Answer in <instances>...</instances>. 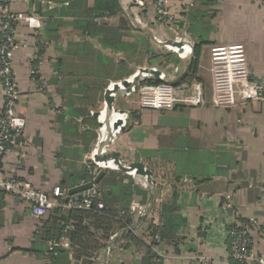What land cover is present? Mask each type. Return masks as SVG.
I'll list each match as a JSON object with an SVG mask.
<instances>
[{"label":"crops","instance_id":"crops-1","mask_svg":"<svg viewBox=\"0 0 264 264\" xmlns=\"http://www.w3.org/2000/svg\"><path fill=\"white\" fill-rule=\"evenodd\" d=\"M117 1L120 11L114 15L99 17V23L95 22L97 18H93L94 22L97 25L116 27L120 19L125 21L127 19L129 25L127 29L122 30L124 40L129 42L142 40L143 38L138 35L141 34L144 38L147 37L149 45L150 41L156 43L151 37L155 34L148 31L150 24L142 27L133 19L134 11H141L143 18L151 16V0L146 1L143 9L133 6L127 0ZM188 1L170 0L173 9H180L182 6L184 8ZM64 2H67V5ZM94 2L95 0H19L16 2L14 11L17 15L25 17L35 13L40 21V26L37 28L24 25L22 20L18 21L16 28L19 30L16 39L18 46L13 53L12 62L19 92H21L16 105V114L23 122V131L30 139V146L27 155L22 159L13 152L8 153L5 168L0 173L1 177L13 173L31 180L34 186L50 193L53 187H59V182L64 176L63 172L69 167L67 164L61 166L59 164L68 161L72 164L77 162L76 152L82 155L79 162L83 165L87 164L84 161L87 152L83 153L81 146L69 143L74 141L72 135L63 136L57 130L58 116L61 111L68 109L69 98L74 96L70 89H74L76 85L74 83L55 85L52 79L58 72L64 77L69 74L89 72L93 65L89 53L93 49H98L104 55L117 60L123 58L121 51L113 52L109 48H102L99 44L100 35L92 36L81 31L80 24L90 18V9ZM51 3H58V5L53 6ZM208 9L212 13L207 30L210 44L202 46L199 64L203 61L206 46L241 43L245 47L249 70L264 86V0H215L208 5ZM183 16L185 18V14ZM184 20L181 27L183 25L188 34V23ZM153 25L154 30L158 31L157 25ZM59 61H61L60 65ZM134 66L135 63L131 62L130 67ZM32 71L40 72V76L45 78L48 93L36 92L29 95L34 84L31 81ZM39 81L38 78L37 82ZM101 102L102 99L98 101L99 105ZM239 103L247 104L250 111L263 113L244 115L243 119L247 124L244 123L241 127L233 123L237 116L219 119V121L227 120L231 123L227 129L224 128V131H228L239 145L234 146L236 143L233 140L227 144L223 142L224 137L221 138L223 136L221 132L214 131L215 135H212L211 139L208 133L204 134V131L198 127L200 124L198 122L194 129L189 126L190 124L174 122L175 116L170 111L163 115L150 110L140 113L139 120L132 128L123 130L114 141L112 149L126 163L138 161L145 165L152 158L164 160L162 182L155 181L154 185H142L148 191L147 202L151 193H155V189L156 194L149 208L150 211L148 210L146 214L134 211L135 222L142 215L144 217L141 223L148 214L153 216V222L155 220L160 222V203L163 197L174 186L178 191L177 212L185 218L186 224L178 231L181 240L178 239L177 244L158 245L155 242L156 244L152 246L157 264H229L225 257L227 249L224 232L231 222L241 219L247 221L251 229L253 252L259 256L264 254V238L259 231L260 226L264 224V101L251 100ZM1 106L0 95V108ZM97 111L104 112L100 109ZM196 113L200 114V110L198 109ZM199 118L200 116L196 120L198 121ZM66 119L70 120V116L66 115L64 120ZM82 119L83 116H79L71 120L76 125ZM202 119L201 116L200 120ZM96 120L99 127L100 121L97 118ZM211 120V124H214L215 121ZM78 126L80 129L83 127L82 124ZM187 129H192V134L199 140V146L202 147L200 153H204L205 150L212 155L211 161L204 163L198 155L200 161L196 166L197 180H192L189 174H183L180 180L174 183L175 164L168 150L179 143H176L175 136L183 135ZM96 133L97 137L91 149L98 138L97 129ZM63 137L67 139L68 144L63 141ZM162 152H168L167 159L161 158ZM70 188L61 189V191L66 194ZM4 199L5 208L0 214V264L49 263L43 257L44 243L39 239L38 228L41 219L31 216L27 206L11 201L9 195H5ZM134 203L141 204L135 198L131 206ZM140 223L131 232L136 231L141 234L143 230L142 227L139 228ZM143 235L149 242L150 238ZM110 241L111 239L99 251L98 264H109L113 258L117 243L111 246ZM59 243V246L67 250L71 246L66 238H62ZM156 245L158 252L154 250ZM143 253V248L135 256L125 252L123 255L118 254L119 257L116 255L114 261L117 262L120 257H123L124 264H141ZM192 254L206 257L207 260L196 261L190 257Z\"/></svg>","mask_w":264,"mask_h":264},{"label":"trees","instance_id":"trees-1","mask_svg":"<svg viewBox=\"0 0 264 264\" xmlns=\"http://www.w3.org/2000/svg\"><path fill=\"white\" fill-rule=\"evenodd\" d=\"M214 1L191 0V5L187 13H185L184 21L188 23V43L190 50L193 52V59L190 73L179 84L196 77L202 46L210 44L207 30L212 13L208 9V5ZM118 11H120V5L117 0H95L93 7L90 9V18L85 23H81L80 28L81 31H85L92 36L100 35V46L102 48H109L113 52L121 51L123 58L117 60L114 57L104 55L98 49H93L89 53L93 64L89 72L74 75L69 74L65 77L58 72L54 79H52V83L55 85L60 83L61 85L66 83H74L76 85L74 89H70L74 93V96L69 98L70 101L67 103L68 109L61 111L58 116L57 130L63 136L72 135L74 141H70L69 143L74 146H81L82 151H80L83 153L90 151L97 137L96 129L98 128V122L93 114H90L89 110L97 111L98 101L102 99L103 91L110 81H120L132 74L133 68L130 67L131 62L140 64V56L142 55L138 53L137 55L136 51L143 49L146 54H150V57H152L151 54L156 53L166 59L171 58L168 51L152 49L148 43V39L144 38L132 42L124 40L123 31L129 25L127 19L126 21L120 19L116 27L104 24L97 25L94 22L93 18L114 15ZM153 24V22H150L148 31L154 35V31L156 30H154L155 26ZM10 25L13 28H17L18 21L12 19ZM167 35L170 36V33ZM2 42L1 38L0 45ZM178 61V59H175V62L178 63ZM60 63L61 61H59V65ZM158 65L163 67L162 63ZM34 79L37 80V77L34 76ZM147 82L160 83L159 81L149 80ZM2 107L3 101L0 113L3 110ZM66 115L70 116V120H64ZM79 116H83V119L80 123L73 124L71 119ZM139 116V112L136 110L129 111L124 131L130 130L135 122L139 120ZM79 124L83 125L81 129L78 126ZM175 138L176 143H179L173 146V149L168 150V152H171L175 164L173 181L177 183L183 174L191 175L192 180L196 181V166L200 161L198 155L204 163L210 162L212 155L205 150L204 153H200L202 147L199 146V140L196 136L192 134V129H187L183 135L177 134ZM63 141L68 144L67 139H64V137ZM168 152L160 153L161 158L167 159ZM59 156L62 158L60 153ZM81 159L82 155L76 152L75 160L77 162L72 164L68 161L59 164L60 166L62 164L69 165L63 172L64 176L59 182L60 189L65 190V188L76 186L80 182L81 184L92 182V172L96 171V169L93 165L81 164L79 162ZM9 175L11 174H6L5 176ZM12 175L16 174L12 173ZM95 184L100 198H94L89 209H68L63 206H56L57 211L51 209L45 216L46 218L41 219L40 227L38 228L40 230L39 239L44 243L43 257L49 262L47 264H98L99 251L105 247L110 237L116 233H121L134 224L135 214H132L130 211L132 200L135 198L141 204L147 202V188L135 182L130 175L123 171L108 170L100 181ZM0 195L4 198L7 194L1 192ZM47 196L51 201L60 202V198L55 197L52 191L47 193ZM178 197V191L174 186L163 197L160 203L159 220L161 225L155 226L153 224V216L148 214L139 225V228L142 227L143 230L141 234H138L136 231H129L122 236L109 264H124L125 258L123 257H120L117 262L114 261L117 254L123 255L127 252L128 255L135 256L141 248L144 249L140 261L141 264H157L155 261L156 255L151 249L156 244L154 235L158 234L161 243L164 245H174L177 244L178 239L181 240L178 231L186 224V220L177 212L179 209ZM98 203L102 204V208L97 207ZM240 221L248 223L244 219ZM67 227L69 228L66 229ZM260 228H264V224ZM143 234L150 238L149 242L144 239ZM62 238L69 240L71 246L68 250L59 246ZM50 241L55 242L51 250L48 249ZM225 242L227 243L228 240L226 239ZM228 263L240 264L232 258H228Z\"/></svg>","mask_w":264,"mask_h":264},{"label":"built area","instance_id":"built-area-1","mask_svg":"<svg viewBox=\"0 0 264 264\" xmlns=\"http://www.w3.org/2000/svg\"><path fill=\"white\" fill-rule=\"evenodd\" d=\"M132 3L133 6L143 9L146 6L147 0H127ZM16 0H0L2 7V14L0 16V41L2 38V44L0 45V83L2 84L3 92V110L0 113V173L3 168H5L7 155L10 152H13L18 156V158H25L30 146V139L26 137L23 131V122L19 120L16 114V105H17V86L15 85L16 80L13 74L12 68V51L16 45H14V28L10 25V21L17 20V17L14 13H11V5L15 3ZM67 5V2H64ZM53 6H57L58 3H51ZM191 5V0L186 3L185 7L183 6L180 9H173L171 7L170 0H151V16H146L143 18L141 16V11L133 12L134 22L142 27L148 26L150 22H153L159 28L158 31L161 32L160 35L165 37V43L172 52H174L180 58L189 57L190 47H189V37L184 29L183 25L181 27V22H183L184 14L187 13L189 6ZM27 25L32 28H37L40 26V21L37 16H25ZM96 23H99L100 20L95 19ZM35 24L34 26L32 24ZM170 33V36L167 34ZM153 39L156 43L161 42L157 40L159 38L153 36ZM168 41L178 42V46H172ZM209 55H210V89L212 95L210 100L214 106H224V105H234L237 102H246L251 100L264 101V86L260 81L252 79L249 76V71L247 67L246 52L245 47L241 43H232L224 45H211L209 46ZM155 70V68H152ZM157 70V69H156ZM159 71V77L165 80L161 70ZM138 72V70L136 71ZM135 72V73H136ZM134 73V74H135ZM134 74H131L132 77ZM34 79V76L32 78ZM121 81H110L106 88L103 91V94L106 89L110 91L111 88H114L116 83ZM166 81V80H165ZM190 85V86H189ZM189 86V87H188ZM134 91V86L124 95H130ZM111 92V91H110ZM112 93V92H111ZM113 102L111 103L109 114L107 115V120L105 124L109 125V118L112 113H118L120 119L114 121L113 125L109 127V140L104 141L101 146V149L98 151L96 145L92 148L91 155L93 158V164L87 163V165H93L96 171L93 173V179L100 169L103 170H119V165L122 163H115L113 159H108L106 162H99L95 160V155L98 153H106V148L109 145L113 144L118 136L122 132V127H125L128 120V113L126 110L117 109L114 106V99L118 95L116 92L113 94ZM123 95V94H121ZM140 102L141 106L152 107L157 110L162 109H171L173 102H175L177 96H182L183 101L191 105H203L205 104L203 85L200 82H186L181 83L180 85L171 86L168 83L160 82L149 83L147 81L143 82V87L140 91ZM103 97V96H102ZM166 104V107L163 105ZM106 107L104 98L102 99V110ZM160 108V109H159ZM96 112V111H95ZM91 110V114L95 113ZM100 121V115L96 116ZM100 126L97 129L98 138L100 135V129L102 127V122L100 121ZM118 123V124H117ZM117 124V125H116ZM116 125V126H114ZM111 163L113 167H108L106 164ZM125 165V164H123ZM128 165V163H127ZM126 166V165H125ZM132 179L135 182H138L141 179L144 184L153 185L151 179L147 176L140 175L136 170L128 172ZM142 176V177H141ZM92 179V181H93ZM91 182V181H90ZM5 192L11 197V201L22 203L27 206L31 216L42 219L48 212L56 206H63L68 209H89L92 205L94 198H100L96 184L84 191L77 192L68 196L65 204L61 202L57 203L51 201L47 193L32 184V181L29 179H24L16 175L9 176H0V193ZM67 192V191H66ZM52 194L57 198H63L65 193L61 191L58 186L53 187ZM5 199L0 195V214L5 208ZM98 208H102V204H97ZM145 205L134 203L131 206V213L134 214V211L140 213L144 212ZM155 220V219H154ZM155 226H160L161 222L156 220L153 222ZM67 227L66 229H68ZM128 228H131L129 226ZM260 235L264 238V228H260ZM250 227L247 223L241 221H233L227 227L224 238L228 242H225L226 246V258H232L233 260L239 262L240 264H246L249 262H254L257 264H264V254L259 256L255 254L252 250V239L250 233ZM119 233H116L110 237L112 240ZM154 240L158 245H161V241L158 234L154 235ZM120 242V241H119ZM116 245H118V243ZM55 245V242L50 241L48 243V249H52ZM158 252L157 245L154 248ZM162 255V254H159ZM196 261H205L206 257H202L196 254L190 256Z\"/></svg>","mask_w":264,"mask_h":264},{"label":"rangeland","instance_id":"rangeland-1","mask_svg":"<svg viewBox=\"0 0 264 264\" xmlns=\"http://www.w3.org/2000/svg\"><path fill=\"white\" fill-rule=\"evenodd\" d=\"M18 1L19 0H16V2H18ZM16 2L11 5V9H10L11 13H14V15L17 17L16 21L22 20V23H24V25L28 24L25 21V18H27V17H23L22 15L21 16L17 15V13L14 11V7H15ZM1 14H2V7H1V3H0V16H1ZM26 16L34 17L36 15H35V13H33V15L29 14V15H26ZM32 25L34 26L35 24L33 23ZM152 29H153V26H152ZM14 30L15 31H13L14 32L13 42H14V45H16V46L14 47V49H13V51L11 53L12 62H13V58H14L13 53H14V51L16 50V48L18 46V43H17L16 39H17L18 31H19L18 29L16 30V28H14ZM0 31H1V28H0ZM156 32L157 33H159V32L158 31H154L156 37L159 38L157 40H161V42L153 43L152 41H150L151 42L150 43L151 48L152 49H156L157 51L158 50L159 51H168L170 53L171 58L170 59H166V58H164V57H162V56H160V55H158L156 53L151 54L152 57H150L149 53L146 54L143 51V49H138L136 51V54L138 53V54L142 55V56H140V61L141 62H140V64H135V66L132 69L133 70L132 74H134L137 70L142 69V68H155V70L156 69L157 70H161V72L163 73L164 78H165L166 81H172L173 79H175L179 75L180 72H182L184 70L187 60H186V58L178 57L174 52H172L170 50V48L167 47V45L165 43H162V42L165 41L166 38L163 37L162 35L157 34ZM160 34H161V32H160ZM138 35H140L144 39V37L141 34H138ZM142 38H140V39H142ZM216 45H218V44H216ZM219 45H224V44H219ZM153 56H155V57H153ZM203 56H204L203 59H202L203 61H201L200 64H199V66L200 65L201 66L198 67V69H197L198 71L196 72V77L192 76L193 78H191L189 81H185L183 83H186V82H191L192 83L194 81L200 82L203 85V93H204L205 104L196 105V106L195 105H191V104L186 103V102L183 101L182 98H184V97L177 96L175 102H173V104H172V108L169 109V110L168 109L157 110L156 108H152V107L150 108V107L141 106L140 91H141V89L143 87V82L144 81H148V79H147V80L141 81L138 84L134 85V91L130 95L129 94L128 95L118 94L115 97V99H114V106L117 109L126 110L127 113L129 111H131V110H136L140 114V113L144 112L145 110H150V111H155L157 113H163V115H164L165 113L170 111V112H172L174 114L175 117L173 119L175 120L174 122H176V123L183 122V123H186V125L190 124L189 126L193 127L195 129L196 126H197L196 124L198 122V123H200V124H198V127H200L202 129V131H204V134L208 133L210 138H211L212 135L213 136L215 135V132H221V134H223V136H221V138L224 137L223 138V142H226V144H227V142L233 140L234 143H236V139L232 138V135L228 134L229 133L228 131H224V128L227 129L228 125L231 124V123L228 122L227 120H224V119H223L224 121H222V120L219 121V119H221L222 117H227V116H237L236 118H234L233 123L239 124L240 127H241V126L244 125V123L247 124V122H245L244 119H243L244 115H246L248 113L249 114H259V113L263 114V113H262V111L261 112L250 111L247 108V104H242V103H239V102H237L234 105L214 106L212 104L211 100L209 99L210 96L212 95V91L210 89V83H209V81H210V73H211L210 72L209 46H206L204 48ZM175 59L179 60L178 63L175 62ZM246 60H247V67H248L249 61H248L247 57H246ZM159 63H162L163 67H160L158 65ZM12 68H13V65H12ZM189 71H188L187 75L190 73ZM248 71H249V76L252 79H255V80L259 81L258 79H256L254 77V74L249 70V67H248ZM12 72H13V74L15 76L14 71H12ZM40 75H41L40 72L32 71V76H36L37 79L38 78L40 79V81L37 82V80H31L34 84L32 85L33 90H31V91L29 90L30 91L29 95L33 94V93H36V92H44V93H46L48 91V90H46V87H45V78L43 76H40ZM62 76L64 77V75H62ZM127 78H124V79H127ZM15 80H16V77H15ZM149 81H154V80L149 79ZM15 85L17 86L16 89H17V101H18L19 98H20L21 92H19V84L17 83V81H16ZM177 86H178V84H177ZM44 87H45V89H44ZM0 95H1V98H2V101H3V92H2V84L1 83H0ZM102 99H103V97H102ZM242 102L244 103V101H242ZM101 107H102V102L100 103V105L98 103V110L99 109L101 110ZM163 107H166V104H164ZM179 108H181V109H179ZM198 109L200 110V114L198 113L199 115L196 113V111ZM173 111H176V112H173ZM89 112L91 114V110H89ZM199 116H200V118L197 121L196 119ZM201 116L203 117L202 120H200ZM210 118L213 119V121H215L214 124H211L212 120ZM117 137L118 136H116L115 138H117ZM215 142H217V141H215ZM113 145H114V143L109 145V147L106 148V151L107 150L108 151L109 150H113L112 149ZM235 145H239V144L236 143V144H234V146ZM91 151H92V149H90V151L87 152L85 157H84V161L86 163H88V164L89 163H92V164L94 163L92 161L93 158H92V155H91ZM113 151H115V150H113ZM117 155H118V153H117ZM163 161L164 160H162V159L152 158L148 163L145 164V167L151 171V176H150L149 179H151V182L153 183V185L156 184V182H158V183L162 182L161 177H162V179L164 177V165H162ZM118 162L122 163L121 165H123V164L127 165L126 161H123V159H121L120 155H118ZM225 231H226V229H225ZM224 234H225V232H224Z\"/></svg>","mask_w":264,"mask_h":264},{"label":"water","instance_id":"water-1","mask_svg":"<svg viewBox=\"0 0 264 264\" xmlns=\"http://www.w3.org/2000/svg\"><path fill=\"white\" fill-rule=\"evenodd\" d=\"M151 37L153 38V36H151ZM168 42L172 46H178L179 45V43L175 42V41H168ZM192 59H193V52H192V50H190V54H189V57L187 59L186 66H185L184 70L182 72H180L179 75L175 79H173L172 81H165V80L161 79L159 77V71L158 70H153L152 68H142V69H139L138 72H136L132 77H130L131 80L127 78V79H124V80L121 81V84L123 85V87L125 89L124 91L121 90V86H120L119 82L114 85V90H115V92L117 94H123L124 95L125 92H127V91H129L131 89L132 86L138 84L141 81L147 80V79L148 80L152 79L154 81H159V82H165V83H168L171 86H176L177 84H179L185 78V76L187 75L188 71L190 70L191 65H192ZM103 98H104L105 103H106V107L104 109V113H105V116H107L109 114V111H110L111 103L113 102V95L108 89H106L104 94H103ZM99 115H100L99 111H96L94 113L95 117L99 116ZM116 125H114V126H116ZM124 128L125 127H122L121 130L123 131ZM109 134L110 133H108V135ZM108 140H109V137H108ZM95 145H96V148H98L97 150L99 151L103 144L98 139L96 141ZM108 159H113V161L115 163H118L117 152H115L113 150H109L108 152H106L104 154L103 153H98L97 155H95V160H97L99 162H106ZM119 169H120V171H123L125 173H128V172H130L132 170H136L137 173H139L141 175H144V176H147V178H150V176H151V171L145 167L143 162H138V161L137 162H130L126 166L125 165H119ZM105 172H106V170L100 169L98 171V173L96 174V176L94 177L92 182H87V183H84V184H79V185H76L74 187H71L66 192L65 196L60 199V202L62 204H65L69 195L77 193V192L84 191V190L90 188L93 183H98L100 181V179L103 177V175L105 174ZM138 180H140L139 181L140 185L144 184L141 179H138ZM151 194L152 195L150 196L148 202L146 203V205L144 207V214H146L148 212L149 208L152 205V202L154 201L155 193L152 192ZM53 210L56 211L57 207H54ZM143 217L144 216H142V215L140 217H138V219L136 220L135 224L131 228L125 229L124 231L119 233L116 237H114L110 241V245L112 246V245L116 244L118 241L121 240L122 236L125 233H127L129 231H132L134 228H136Z\"/></svg>","mask_w":264,"mask_h":264},{"label":"bare ground","instance_id":"bare-ground-1","mask_svg":"<svg viewBox=\"0 0 264 264\" xmlns=\"http://www.w3.org/2000/svg\"><path fill=\"white\" fill-rule=\"evenodd\" d=\"M121 90H123V91L125 90L122 84H121ZM110 91L113 94L115 93L114 88H111ZM120 118L121 117H120V115L118 113H112L111 114V117L108 120L109 121V125H108L107 123L105 124V122H106L105 120H107V116H105V113L103 111L100 113V118L99 119L103 123L102 124V127L100 129V135H99V141L100 142L103 143L104 141H107L108 140V137H109V135H108V133H109V127H111L113 125L114 121H116L117 119H120ZM106 166L113 167L111 163L106 164Z\"/></svg>","mask_w":264,"mask_h":264}]
</instances>
